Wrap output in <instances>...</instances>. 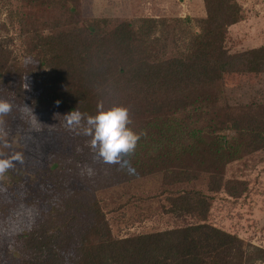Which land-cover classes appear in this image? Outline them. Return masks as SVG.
Returning <instances> with one entry per match:
<instances>
[{"label":"trees","instance_id":"1","mask_svg":"<svg viewBox=\"0 0 264 264\" xmlns=\"http://www.w3.org/2000/svg\"><path fill=\"white\" fill-rule=\"evenodd\" d=\"M18 1L0 22V84L11 73L21 77L46 70L47 76L42 92L30 101L40 123L32 122V114L19 123L1 119L0 131L64 129V116L52 113L72 109L81 112L83 125V116L94 115L98 102L121 105L128 111L127 126L140 136L122 157L127 165L115 166L145 168L170 149L178 160L183 155L177 152L191 151L190 163L157 172L154 178L161 177L166 187L149 197L167 213L196 218L184 226L119 237L103 198L60 186L57 170L70 162L57 158L47 169L50 182L44 179L46 197L30 202L41 217L18 233L15 254L21 264H264V247L210 220L214 194L242 197L246 180L204 169L226 168L264 149V103L231 105L226 96L227 74L264 73V44L238 52L226 47L230 26L246 17L239 0H204L203 17L148 16L114 26L106 17L85 19L81 0ZM10 27L36 66L11 62L1 35ZM204 138L212 140L208 152L200 146ZM205 178L203 188L198 184Z\"/></svg>","mask_w":264,"mask_h":264},{"label":"rangeland","instance_id":"2","mask_svg":"<svg viewBox=\"0 0 264 264\" xmlns=\"http://www.w3.org/2000/svg\"><path fill=\"white\" fill-rule=\"evenodd\" d=\"M239 2L246 17L229 28L226 47L230 52L264 44V0ZM18 4V0H0V22L7 19V8ZM81 10L85 19L106 17L112 26L125 19L135 21L148 16L197 18L206 15L204 0H81ZM1 35L10 49L13 64L37 65L32 57L26 55L25 44L16 29H2ZM46 76V70H36L31 74L24 72L21 77L7 74L5 82L0 84V100L8 101L11 109L6 114H0V120L19 123L22 117L30 119V101L42 92L44 83L41 79ZM226 83V96L231 105L264 103V73L227 74ZM52 114L63 116L57 112ZM89 140L90 137L81 134L79 129L68 126L31 131L10 127L0 131V155L20 151L25 157L22 165H16L0 175V264H21V256L15 254L18 233L41 217V210L30 207V202L32 197L39 202L46 197L43 186L47 180L44 179L48 176L50 182L47 169L57 158L67 157L70 162L57 170L60 186L70 185L76 192L87 190L103 198L108 221L119 237L166 230L196 221L189 215L165 212L157 198L149 197L158 191L161 193L166 187L161 177L158 180L154 178L157 172L169 169L162 168L169 164L190 163L191 151L177 152L176 156L183 155L178 160L169 153L170 149L162 154L164 158L159 161L154 159L145 168H137L138 165L134 166L136 168H120L115 163L103 162L90 149ZM3 142H7L9 147H4ZM211 143L212 140L204 138L200 146L207 151ZM204 169L222 170L226 178L245 179L248 187L247 193L239 198L224 191L215 193L211 222L264 247V149L244 155L226 168ZM200 182L198 185L206 188L208 179Z\"/></svg>","mask_w":264,"mask_h":264},{"label":"clouds","instance_id":"3","mask_svg":"<svg viewBox=\"0 0 264 264\" xmlns=\"http://www.w3.org/2000/svg\"><path fill=\"white\" fill-rule=\"evenodd\" d=\"M58 104L59 101H56ZM11 104L0 100V114L10 111ZM32 112V111H31ZM33 123H40L32 113ZM65 124L69 128L79 129L81 134L90 137V149L105 163L127 165L128 161L122 157L132 152L139 139L140 133L134 132L129 124L128 111L121 105L105 107L102 102L96 104L94 115L83 116L79 110H71L64 115ZM4 147H9L3 142ZM24 153L12 151L8 155H0V175L7 170L24 163Z\"/></svg>","mask_w":264,"mask_h":264}]
</instances>
